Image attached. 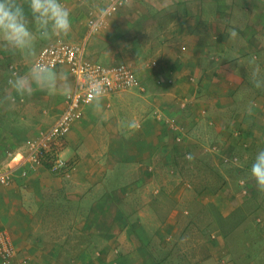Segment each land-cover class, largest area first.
Returning <instances> with one entry per match:
<instances>
[{
  "label": "crops",
  "instance_id": "obj_1",
  "mask_svg": "<svg viewBox=\"0 0 264 264\" xmlns=\"http://www.w3.org/2000/svg\"><path fill=\"white\" fill-rule=\"evenodd\" d=\"M19 2L32 45L13 48L0 38V168H15L10 184L0 185V230L16 248L10 264L138 263L126 255L111 260L105 242L142 244V264H174L154 253L169 242L209 254L187 260L181 252L180 264H253L255 252L232 253L229 243L241 242L240 221L264 242V194L248 178L264 150V89L249 81L254 64L264 72V0H136L91 35L87 20L108 0H59L71 13L66 37L52 35L50 25L45 37L27 0ZM56 41L82 46L87 59L104 66H130L141 86L104 96L99 114L83 106L59 142L65 171H51L49 161L19 168L28 144L62 112L65 77L70 90L74 78L68 67L54 68V92L16 96L14 104L11 81L30 77L41 48ZM121 165L128 175L116 178ZM187 179L193 190L182 189ZM219 217L231 225H219ZM83 242L88 251L75 254ZM95 246L101 255L89 250Z\"/></svg>",
  "mask_w": 264,
  "mask_h": 264
},
{
  "label": "built area",
  "instance_id": "obj_2",
  "mask_svg": "<svg viewBox=\"0 0 264 264\" xmlns=\"http://www.w3.org/2000/svg\"><path fill=\"white\" fill-rule=\"evenodd\" d=\"M133 1L136 0H108L99 14L89 17L85 25V33L91 35L104 26L103 10L109 4H114L117 11ZM41 64L50 68L68 67L74 78V86L71 89V95H68V92L65 94V106L56 121L49 130L42 132L38 138L29 143L27 154L16 166L20 165L19 168H21L26 163L37 165L43 161H49L51 171L58 173L68 168L66 160L61 157L59 142L70 131L73 122L82 117L83 106L91 100L89 84L95 80L102 81L106 89L105 96L130 88H140L141 85L130 66L125 64L104 66L93 62L86 58L82 46L63 41H56L41 48L32 67ZM169 123L171 129L179 130V125L174 119L169 120ZM14 169L12 166L0 168V185L10 184ZM15 256L16 248L10 235L7 231L0 230V260L10 264Z\"/></svg>",
  "mask_w": 264,
  "mask_h": 264
},
{
  "label": "clouds",
  "instance_id": "obj_3",
  "mask_svg": "<svg viewBox=\"0 0 264 264\" xmlns=\"http://www.w3.org/2000/svg\"><path fill=\"white\" fill-rule=\"evenodd\" d=\"M27 7L33 21L43 31L45 37L49 36V25L52 35L66 37L70 33L72 28L71 13L59 0H27ZM115 11L114 4H109L103 10L105 19L114 17ZM27 22L25 8L19 0H0V38L8 45L18 49L29 48L32 45L33 34L29 31ZM229 36L235 39L238 33L233 28L229 31ZM249 81L254 88L264 89V72L261 71L259 64H254L252 67L249 73ZM57 86V73L54 66L50 68L44 64L34 65L30 77L14 76L11 87L16 95L10 98L14 104L16 96L21 98L31 96L37 90L51 93L55 91ZM63 86L67 88L68 95H71L67 77H65ZM105 93L106 89L102 81L95 80L89 84V95L91 96L89 103L96 114L102 112L101 101ZM253 107L254 105L250 103L247 108L249 115L252 114ZM121 126L127 127L129 130H138V125L135 122L127 125L122 122ZM186 159L191 160V154L187 155ZM248 178L254 181L257 191L264 194V150H260L256 154L251 163Z\"/></svg>",
  "mask_w": 264,
  "mask_h": 264
},
{
  "label": "rangeland",
  "instance_id": "obj_4",
  "mask_svg": "<svg viewBox=\"0 0 264 264\" xmlns=\"http://www.w3.org/2000/svg\"><path fill=\"white\" fill-rule=\"evenodd\" d=\"M114 65H117V64H114ZM61 157L64 159L63 156H61ZM67 167H68V165H67ZM126 168H128V167L125 165H121V166L117 167L115 170V177L116 178H125L128 175ZM67 170L70 171V167ZM194 185H195V183L191 182L188 179L183 180V187L184 188H182V189L193 190ZM231 222L232 221L230 219H227L224 221V220H222V218L219 217V225H221V226L231 225ZM242 224H243L242 221H240V223L238 224L236 231H235L236 236H239L241 242L229 243L232 253L234 252V253L238 254V253H240V251L242 253H244L248 250H251L252 252H255V255H256L255 261L253 264H264V242H260V239H257V236L254 234V232L253 233L249 232L250 229H248L247 227H244ZM251 240L254 242H251ZM105 243H107L108 246L106 247L107 250L104 253L106 254V256L111 258V260H115L116 256H118V255H120V257H125V255H126L128 257V258H126L127 260L132 261L131 259L134 258L138 262V263H131V264H140L141 262L138 261V259L141 258V257H139L140 252L142 254L146 253V247H142L141 242H140V244H141L140 246L135 244V242H105ZM145 243L148 244L147 242H145ZM224 243L226 245V242H224ZM83 244L84 245H82V246L80 245V247H78V251H77V253L75 252V254H79L81 250H82L81 252H83V250L88 251V245L86 244V242H83ZM157 244L162 246V243H157ZM135 245H137V246H135ZM163 246L156 248L154 250V253L157 254V256L160 258L168 257L170 255L173 258L174 264H180L181 261L179 258L180 257L182 258V256H180L181 252L187 253V260H190L191 258L196 257V256H203V257L209 256V254L207 252H205L204 250L200 253L193 254L192 252H190L191 245L189 243H186L182 246H179V245H177V242H169V244L165 243V244H163ZM152 248H154V247H152ZM69 249H71V248H69ZM69 249L66 250V252H68L67 254L69 256H71L73 252H71ZM116 249L118 250L117 252H116ZM89 250L92 252V254L94 256H98L97 253H99V255H101V253L104 251V249L102 250V246H95V247L89 248ZM220 250L224 251L225 246L221 247ZM148 251L150 253L149 255H152L151 250L149 248H148ZM214 252H216V251H213L212 254ZM166 255H168V256H166ZM219 258L224 259V258H226V256H222ZM229 258H231V256H229ZM153 261H155V260H153ZM228 261H229V259H228ZM188 262H186L184 264H189ZM126 264H130V263H126ZM211 264H214V263H211ZM230 264H233V263H230Z\"/></svg>",
  "mask_w": 264,
  "mask_h": 264
},
{
  "label": "trees",
  "instance_id": "obj_5",
  "mask_svg": "<svg viewBox=\"0 0 264 264\" xmlns=\"http://www.w3.org/2000/svg\"><path fill=\"white\" fill-rule=\"evenodd\" d=\"M176 123H177V121H176ZM178 124V123H177ZM179 125V124H178ZM178 132V131H177ZM179 133V132H178ZM175 138L177 139L176 141H180V138L178 139V135L177 136H175ZM62 172V171H61ZM58 173H60V172H58Z\"/></svg>",
  "mask_w": 264,
  "mask_h": 264
}]
</instances>
